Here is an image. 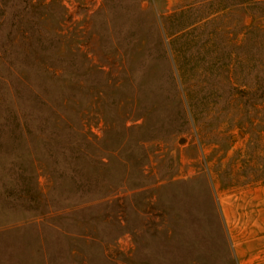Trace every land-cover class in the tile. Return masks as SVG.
Segmentation results:
<instances>
[{
    "label": "rangeland",
    "instance_id": "1",
    "mask_svg": "<svg viewBox=\"0 0 264 264\" xmlns=\"http://www.w3.org/2000/svg\"><path fill=\"white\" fill-rule=\"evenodd\" d=\"M229 231H264V0H0V264H237Z\"/></svg>",
    "mask_w": 264,
    "mask_h": 264
},
{
    "label": "crops",
    "instance_id": "2",
    "mask_svg": "<svg viewBox=\"0 0 264 264\" xmlns=\"http://www.w3.org/2000/svg\"><path fill=\"white\" fill-rule=\"evenodd\" d=\"M229 233L233 239L237 264H264V231Z\"/></svg>",
    "mask_w": 264,
    "mask_h": 264
}]
</instances>
